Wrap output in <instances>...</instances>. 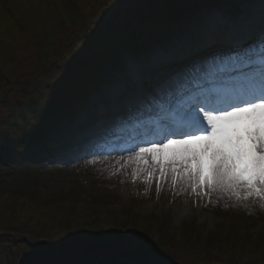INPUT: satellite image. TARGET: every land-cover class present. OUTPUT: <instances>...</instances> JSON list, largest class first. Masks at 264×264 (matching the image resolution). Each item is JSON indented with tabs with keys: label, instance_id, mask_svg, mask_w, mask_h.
Segmentation results:
<instances>
[{
	"label": "trees",
	"instance_id": "1",
	"mask_svg": "<svg viewBox=\"0 0 264 264\" xmlns=\"http://www.w3.org/2000/svg\"><path fill=\"white\" fill-rule=\"evenodd\" d=\"M99 1L113 8L99 19H86V9L93 8ZM185 1L190 0H160L156 5H146L144 8L138 2H132L125 12H134L138 6L141 9L125 20L119 17L116 0H28L29 5L24 8L20 6L24 19L17 26V20L14 22L10 41L5 43L0 37V159L5 157V152L13 151L16 144H22L26 136L31 143L43 149L48 148L51 156L54 153H70L67 146L59 148L56 143L58 149L54 152L50 141H58V134L50 130L48 125L54 124L60 130L68 129L80 112L94 101V85H101V56L120 50L122 44L136 48L137 43L146 37H162L167 24L177 19ZM218 1L213 0L214 5ZM67 19H72L77 26L74 24L67 31ZM70 30L73 33L68 34ZM67 37L70 38L66 40ZM33 39L36 42L30 44ZM33 53L44 58L47 56L49 66L41 72L37 71V66L22 75L21 72L18 74L17 70L24 59L28 60ZM14 75L17 78H12ZM22 84L24 88H21ZM10 93L19 95L20 100L1 113L7 106L2 101ZM51 156H45L43 161H58L56 156ZM11 176H2L0 170V246L4 241L9 244L10 249H6L8 253L13 254L14 249L21 248L27 253L30 245H34L35 253L31 254L39 255L41 261L38 264H143L145 261V257L133 247L127 250L108 239L104 232L108 231L106 227L118 230V226L105 224L98 230L96 226L91 225L92 228L86 225L85 219H82L81 228L71 234L70 228H67L69 223L62 214L73 209L71 200L43 199V193L39 192L45 185V174L30 170L25 178L19 180ZM5 206H9V209L1 211ZM56 213H61L59 219L55 218ZM192 229L196 230L194 225H191ZM180 232L181 239L175 243V247L186 245L185 235L190 230ZM71 235L78 238V248L63 240L66 236L74 239ZM210 243L211 239L208 246L212 254L221 253L222 247L226 250L221 243L217 245L218 248ZM228 243L224 255L231 249V242ZM42 244L50 251L41 256L39 247ZM158 256H162V252ZM18 257L21 259H16L17 263L24 259ZM36 261L31 259L27 264H36ZM177 261L173 264H184Z\"/></svg>",
	"mask_w": 264,
	"mask_h": 264
},
{
	"label": "snow or ice",
	"instance_id": "2",
	"mask_svg": "<svg viewBox=\"0 0 264 264\" xmlns=\"http://www.w3.org/2000/svg\"><path fill=\"white\" fill-rule=\"evenodd\" d=\"M188 43L185 28L177 27L156 46L129 54L101 83L96 104L102 114L153 107L163 113L160 138L134 146L128 157L138 165L133 177L144 172L147 182L158 174L157 193L168 179L173 188L238 201L255 198L264 208V56L252 86L214 100L194 83L195 61L169 74L180 63L175 50ZM221 102L227 107H219ZM127 239L159 255L142 236L128 233ZM159 264L167 262L160 259Z\"/></svg>",
	"mask_w": 264,
	"mask_h": 264
},
{
	"label": "rangeland",
	"instance_id": "3",
	"mask_svg": "<svg viewBox=\"0 0 264 264\" xmlns=\"http://www.w3.org/2000/svg\"><path fill=\"white\" fill-rule=\"evenodd\" d=\"M27 4V0L12 3L9 1L7 4L5 2L1 3L0 32H6L4 37L8 40L15 26L11 25L10 28L5 26L9 24L11 19L17 20V26L24 19V15L20 13L22 9L19 8L20 6L24 8ZM263 11L256 12L254 27H245L247 32H260L252 30L260 24V16L264 13ZM91 15L96 16V11H91ZM213 19L212 17L211 21L219 27L218 21ZM74 24L75 22L72 19H67L65 22L66 30L71 29ZM235 32L237 31L233 33ZM34 42H36L35 39L29 43L33 44ZM40 58H44L43 55L33 53V56H30L28 60L24 59L25 61L17 70V73L21 72L22 75L37 66H39L37 71L41 72L47 66V63H45V58L40 62ZM105 67L107 73H110L109 66L105 65ZM15 77L17 78L16 75L12 78ZM19 100L20 97L10 95V103L7 107L9 108L10 104ZM6 110L3 109L1 113H5ZM74 151L80 152L78 148ZM129 155L130 152H122L120 154L98 156L93 161L88 162L87 160L77 165L57 166L54 173L44 178L43 183L45 185L39 192L43 193L41 196L43 199L51 197L66 202L71 200L73 207H76V203L88 204L87 208H78V211L72 209L68 213L62 212L66 218L65 221L69 223L66 227L70 228L71 234L76 229L81 228L82 219H85L86 225L90 219L98 228L105 224L118 226L116 228L118 230L106 227L110 238L115 239L113 240L115 242L118 240L116 233L118 232L125 238H127L128 233H135L149 239L152 246L161 245L162 243V256L145 258L143 264H159L160 259L167 263L170 262L169 264L177 262V260L183 261L184 264H202L199 251L207 254L204 264H264V249L259 246L260 239L264 242V208L260 206L258 199L238 201L227 195L217 198L216 195L209 197L204 194L201 195V198H197L200 193H193L191 189L173 188L168 179L162 182L161 190L157 193L158 174L147 180V182L146 173L144 172L133 177V172L138 165L128 161ZM77 157H79V153L76 155ZM12 175L19 177L16 173ZM66 192H69L72 196ZM113 204H117L119 207L114 209ZM5 207L1 211L9 209V206ZM247 211L251 216H245ZM60 215L61 213H56L55 218L58 217L57 219H59ZM230 216L231 219L228 218ZM64 217H61L62 220H64ZM234 218L237 221L233 223L231 220H235ZM220 219H223V225H226L225 228L211 232V227L219 223ZM246 221L250 223V226L246 224ZM194 222L199 227L196 230H191V225ZM231 223L233 224L231 225ZM63 226H65L64 222ZM185 229L190 230L185 235L186 245L175 247L174 237L178 235V232H183ZM69 233L68 235H70ZM201 233L203 236L205 234L209 236V240L211 239L210 244L215 248H218L217 245L221 243L227 250L229 243L226 244V242H231V249L226 252L228 261L222 262L219 259L222 262L219 263L217 256L214 255L220 256L226 250L222 249L221 253L212 254V249L206 245L202 235L200 236ZM71 236L76 237V235ZM63 240L78 248V238L71 239L66 236ZM158 257L160 259H155Z\"/></svg>",
	"mask_w": 264,
	"mask_h": 264
},
{
	"label": "bare ground",
	"instance_id": "4",
	"mask_svg": "<svg viewBox=\"0 0 264 264\" xmlns=\"http://www.w3.org/2000/svg\"><path fill=\"white\" fill-rule=\"evenodd\" d=\"M263 20H264V19H263ZM207 91H208V90H207ZM216 197H217V198H221L222 196H220V195H216ZM218 201H219V200H218Z\"/></svg>",
	"mask_w": 264,
	"mask_h": 264
}]
</instances>
